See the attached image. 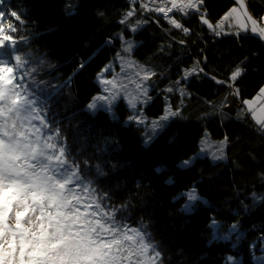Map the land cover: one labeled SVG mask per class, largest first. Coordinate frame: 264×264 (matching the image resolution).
Here are the masks:
<instances>
[{"label": "trees", "instance_id": "obj_1", "mask_svg": "<svg viewBox=\"0 0 264 264\" xmlns=\"http://www.w3.org/2000/svg\"><path fill=\"white\" fill-rule=\"evenodd\" d=\"M141 5L131 0H5L1 5L23 21L10 33L15 45L6 42V48L17 50L25 62L21 83L49 122L43 126L44 140L56 137L58 129L52 142L65 147L69 165H79L73 170L83 180L81 188L90 183L98 195L108 194L107 204L130 205L118 222L142 231L160 254V264H225L229 253L242 255L238 264H254V249L259 251L264 239V200L259 198L264 129L250 115L229 114L221 106L237 68L245 77L252 74L250 85L263 84L264 41L250 30L216 36L194 10L187 16L175 11L172 18L189 30L185 35ZM235 5L234 0H204L201 8L216 25ZM248 7L255 18H264V0H248ZM131 8L135 12L125 21ZM121 33L135 39L133 55L155 79L152 100L137 107L158 116L170 101L178 113L149 144L142 141L144 127L129 120L132 109L124 98L115 103L114 115L88 108L100 90L98 74L122 45ZM10 62L15 65L13 58ZM193 64L199 71L179 81ZM205 131L225 138L226 159L204 156L178 165L199 149ZM160 164L164 168L157 171ZM192 184L208 202L196 201L193 210L185 211L186 196L180 192ZM213 216L224 225L238 224L236 246L212 239Z\"/></svg>", "mask_w": 264, "mask_h": 264}, {"label": "snow or ice", "instance_id": "obj_2", "mask_svg": "<svg viewBox=\"0 0 264 264\" xmlns=\"http://www.w3.org/2000/svg\"><path fill=\"white\" fill-rule=\"evenodd\" d=\"M203 3L204 0H171L169 7L167 0H161L160 4L151 0V7L148 3L141 7L163 14L169 24L188 35L189 30L169 17V13L174 10L184 16L192 10L200 13ZM237 3L239 7L231 8L216 25L206 18V13H201V23L220 36L225 34V23L230 20H234L244 31L249 30L250 22V31L264 39V26L248 14L244 0H237ZM132 15L133 11L127 12L125 20ZM6 20L12 22L5 24ZM17 22L23 23L16 11L6 14L0 10V48L7 47L6 42L15 45L10 33L17 30ZM135 30V27L132 28V31ZM130 49L129 44L125 51ZM14 60L13 66L0 60V264H160V254L150 246L144 233L127 223L118 222V216L122 217L130 205L116 207L107 204L110 199L108 194L98 195L90 183L81 188L83 180L79 172L73 170V167L78 170L79 165H69L65 147H58L52 142L59 136V130L56 137L48 136L41 145L42 129L32 121L39 119L44 127L49 125L39 116L34 108L35 101L29 99L31 93L21 83L27 75L20 72L25 62L20 55H15ZM104 71H110V66ZM195 71H185L183 78L187 79ZM150 75L152 73L146 71L144 79L147 80ZM240 75L241 70L237 68L231 80L235 81ZM97 79L105 85V92L108 91L107 85L113 84V81L103 79V72L98 74ZM168 91L171 92L172 88ZM142 92L146 95L147 89L142 88ZM236 94H239L238 89ZM107 99L104 96L95 97L88 108L95 109L96 101ZM111 99H115V93H112ZM257 102L264 105V88L260 89L255 100L243 101L257 124L264 128V106L257 110ZM132 107L135 108L134 103ZM168 115L178 113L169 112ZM168 115L162 119L167 120ZM129 119L144 123L137 116ZM156 126L153 122V127ZM222 149L223 144L221 152ZM213 157L223 158L215 153ZM97 172L103 175L99 167ZM42 173H46L45 187H41L37 180ZM57 188L61 189L59 193ZM187 195L190 202L199 199L194 191ZM186 208L190 209L191 205Z\"/></svg>", "mask_w": 264, "mask_h": 264}, {"label": "rangeland", "instance_id": "obj_3", "mask_svg": "<svg viewBox=\"0 0 264 264\" xmlns=\"http://www.w3.org/2000/svg\"><path fill=\"white\" fill-rule=\"evenodd\" d=\"M5 0H0V7L3 5ZM161 0H156V4H160ZM167 5L171 6V0H167ZM151 7V6H150ZM234 7H239L238 4H236ZM1 10V8H0ZM130 11H133V14L135 12L134 8H131ZM175 12V10H174ZM173 13V12H171ZM169 13V17L172 16V14ZM163 15V14H161ZM131 17V16H130ZM129 18V17H127ZM126 18V19H127ZM172 18V17H171ZM258 22L261 23L262 26H264V18L263 19H257L254 17ZM125 20V17H124ZM126 21V20H125ZM247 22V21H246ZM249 23V22H248ZM231 25V26H229ZM133 27V26H132ZM136 28V27H135ZM239 31L242 30L239 28V26L235 23L234 20H230L225 23V27L223 29L224 33H229L231 31ZM249 30H250V24H249ZM244 31V30H243ZM236 32V33H237ZM122 38V45L119 50H117L111 60L108 62V64L100 71V73L103 72V79L107 81H113V84H108V91H104L105 85L103 83H100V90L98 93L93 95L91 97V101L89 104L93 103V100L95 97L104 96L108 97L107 100H98L96 101L97 107L95 109H90L92 111H95L99 108H104L107 110L111 115L115 114L114 105L115 103L120 99L124 98L130 105L132 109L131 116H137L138 118H142L144 123H138L142 127H144L142 132V141L144 144H149L155 136L158 135L160 131L163 130V128L171 121V119L174 117L172 115H168L170 113H175V110L170 103V101L167 102L166 108L164 113L158 115V116H147L143 110V108H138L137 105L140 103L142 105H146L152 100V97L149 95V92L151 91L152 84L155 83V79L151 76L147 80L144 79L145 72H150V69L140 63L133 55V50L136 46V41L134 38H127L124 36V34L121 33ZM129 44L131 45L130 51H125L126 48L129 47ZM18 55L17 50L14 48L12 51H10L8 48H0V60H5L9 63V66H13L14 64L11 63V59H14V56ZM110 71H104L105 68H109ZM264 68V67H263ZM193 69H196V71L193 73H197L199 71V66L197 64H193L190 67H188L185 71H192ZM180 76L178 79L181 80H187L190 76L187 77V79H184V73ZM99 73V74H100ZM242 73V72H241ZM232 76V75H231ZM230 76V88L229 90L224 94L223 98L227 100L226 103L222 104V110L229 113V114H235L239 115L238 110L239 106L243 102L245 98L249 97L248 89L245 86L248 81H251L250 75L246 78L247 81L244 83H238V77L235 81L231 80ZM252 76V74H251ZM98 78V76H97ZM98 80V79H97ZM137 85H140L141 87H137ZM142 88L147 89L146 95L142 92ZM239 90V94H236V90ZM181 87H177L176 91H180ZM185 91L183 90L182 93ZM112 93H115V99H111ZM240 99V100H239ZM135 104V108L132 107V104ZM38 113L40 117L44 116L41 114L40 109L37 107ZM35 114V113H34ZM168 115L167 120H163L162 118ZM240 116V115H239ZM243 116V115H241ZM38 119H35L33 121H36ZM130 120V119H129ZM137 122L136 119H133ZM40 121V120H39ZM153 122L156 123V127H153ZM37 127L42 129V135L43 139H41L40 143L42 144L44 142L45 136H44V125H41L40 122H37ZM225 138H214L209 131H205L203 136L200 139L199 143V149L190 155L187 158L181 159L178 161V165L182 167H186L191 165L198 157H204L208 156L213 161H220L226 159V146L227 143H225ZM223 144L222 152L220 151V146ZM213 153H215L216 156H223V158L214 159ZM188 161L189 163L185 164L183 162ZM164 168L163 164H160L157 166V169ZM196 196L199 197V199L195 201H189L187 193L193 192ZM180 194H184L186 196L185 201L182 204V208L185 211H191L193 210L194 203L196 201H202V202H208V199L199 193L198 189L194 184L189 186L187 189L180 192ZM261 199L264 200V193L260 195ZM191 205L190 209H187V205ZM210 226L212 231V239H223V240H232V245L236 246L237 243L240 241V234L238 233V224L237 223H231L228 225H224L223 222L219 219H217L215 216H213L210 220ZM253 260L254 264H264V239L262 240V243L260 245V250L256 251L254 249L253 252ZM242 261V255L235 254V253H229L226 258L225 264H238Z\"/></svg>", "mask_w": 264, "mask_h": 264}, {"label": "crops", "instance_id": "obj_4", "mask_svg": "<svg viewBox=\"0 0 264 264\" xmlns=\"http://www.w3.org/2000/svg\"><path fill=\"white\" fill-rule=\"evenodd\" d=\"M263 65L260 67V72L264 69L263 67H264V62L262 63ZM257 71V70H256ZM242 73H241V75L240 76H238V83H244L245 84V81H247V77H245L247 74L245 73L244 74V72L243 71H241ZM258 72V71H257ZM250 75V77H251V81H248L247 83H246V89H248L247 91H248V93H249V97L248 98H245L244 100H255L256 99V97H257V95L259 94V92H260V89L261 88H264V82H263V84L262 85H260V86H252V85H250L251 83H252V76H251V74H249ZM248 75V76H249ZM245 78V79H244ZM263 81H264V76H263ZM250 85V86H249ZM240 100V99H239ZM243 100V101H244ZM261 106H264V105H262L260 102H257L256 103V105H255V107H256V109L257 110H259V108L261 107ZM238 113H239V115H246V114H248V115H250L251 116V118H253V115H252V112L251 111H249V109H248V106L247 105H245V104H243V102L241 103V105L239 106V110H238ZM254 119V118H253ZM254 121L256 122V120L254 119ZM257 123V122H256ZM259 125V124H258ZM260 127H261V125H260ZM262 129H264V128H262Z\"/></svg>", "mask_w": 264, "mask_h": 264}, {"label": "water", "instance_id": "obj_5", "mask_svg": "<svg viewBox=\"0 0 264 264\" xmlns=\"http://www.w3.org/2000/svg\"><path fill=\"white\" fill-rule=\"evenodd\" d=\"M235 2H236V4H238L237 3V0H234ZM244 3H245V6H246V9H247V12H248V14L249 15H251V17L254 19V16L252 15V13L250 12V10H249V7H248V2L247 1H245L244 0ZM197 13V12H196ZM201 13H206V18L213 24V25H215L211 20H210V18L208 17V12L207 11H204V9L203 8H201V10H200V13H198L199 15H201ZM199 18H200V16H199ZM249 24H250V22H249ZM204 25V24H203ZM207 29H208V27H207V25H204ZM250 27H251V25H250ZM209 30V29H208ZM210 31V30H209ZM254 34V33H253ZM254 35H256L257 37H259V35L258 34H254ZM221 36V35H220ZM260 38V37H259ZM262 39V38H261ZM263 41H264V39H262Z\"/></svg>", "mask_w": 264, "mask_h": 264}, {"label": "clouds", "instance_id": "obj_6", "mask_svg": "<svg viewBox=\"0 0 264 264\" xmlns=\"http://www.w3.org/2000/svg\"><path fill=\"white\" fill-rule=\"evenodd\" d=\"M46 175V173H42L41 176L37 177V180L38 182H40V186L41 187H45V183L43 182L44 181V176ZM56 191L59 193L61 191V189L57 188Z\"/></svg>", "mask_w": 264, "mask_h": 264}, {"label": "built area", "instance_id": "obj_7", "mask_svg": "<svg viewBox=\"0 0 264 264\" xmlns=\"http://www.w3.org/2000/svg\"><path fill=\"white\" fill-rule=\"evenodd\" d=\"M132 1V0H131ZM136 1H138L139 3H141V4H145V3H148L150 6H151V0H136ZM247 1V0H246ZM157 13V12H156ZM173 13H174V11H173ZM173 13H171V14H173ZM157 14H159L160 16H163V15H161V13H157ZM164 17V16H163ZM172 17V16H171Z\"/></svg>", "mask_w": 264, "mask_h": 264}]
</instances>
